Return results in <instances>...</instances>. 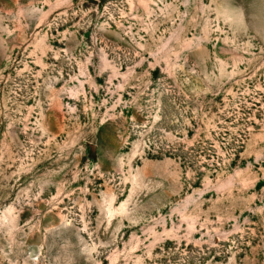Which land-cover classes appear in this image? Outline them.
<instances>
[{"label":"rangeland","instance_id":"374dc122","mask_svg":"<svg viewBox=\"0 0 264 264\" xmlns=\"http://www.w3.org/2000/svg\"><path fill=\"white\" fill-rule=\"evenodd\" d=\"M0 264H264V0H0Z\"/></svg>","mask_w":264,"mask_h":264}]
</instances>
